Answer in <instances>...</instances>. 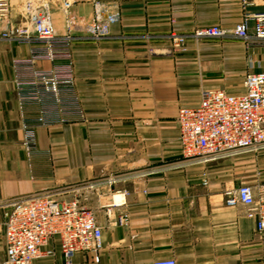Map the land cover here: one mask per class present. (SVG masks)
<instances>
[{"label":"crops","instance_id":"1","mask_svg":"<svg viewBox=\"0 0 264 264\" xmlns=\"http://www.w3.org/2000/svg\"><path fill=\"white\" fill-rule=\"evenodd\" d=\"M61 1L52 0V27L56 36L71 33L84 120L35 127L29 162L11 84V62L27 48L0 44V90L11 91L0 93V264L2 223L13 203L78 196L87 197L102 230L98 264H264V233L245 207L225 205L226 193L264 185V151L181 166L176 124L178 109L196 107L204 91L243 95L246 75L264 73V49L230 35L188 40L178 51L167 40L210 26L230 31L242 19L240 0H71L66 14ZM96 2L112 19L98 41L85 30ZM250 5L264 13V0ZM35 115L26 109L28 119ZM48 248L55 255L33 264H64L57 243ZM71 264L93 263L76 253Z\"/></svg>","mask_w":264,"mask_h":264},{"label":"built area","instance_id":"2","mask_svg":"<svg viewBox=\"0 0 264 264\" xmlns=\"http://www.w3.org/2000/svg\"><path fill=\"white\" fill-rule=\"evenodd\" d=\"M71 0H62L64 14ZM253 0H240L242 19L230 31L218 26L195 29L187 34L170 33L172 51L181 50L188 40L222 39L230 35L248 49H264V13L247 9ZM10 0H0V44L26 47L27 55L11 62L15 101L20 118V147L27 162L36 150L35 127H51L84 120L75 90L72 63V36H56L51 14L52 0H25L22 24L12 26L8 14ZM112 19L105 17L100 3L93 4V20L85 30L91 39L106 38ZM47 64L49 68L39 65ZM244 94L231 96L222 90L204 91L193 108H180L176 124L181 144V166L206 165L223 158L264 151V73H251L243 81ZM34 107L33 119L26 109ZM93 185L88 187L89 190ZM225 205L246 208L258 234L264 233V185L257 192L240 186L225 194ZM127 218L118 219L124 226ZM4 264H33L52 258L56 242L64 264H71L76 253L88 255L93 264L100 261L102 230L97 225L86 196L56 201L49 197L18 201L4 215ZM153 264H176L173 259Z\"/></svg>","mask_w":264,"mask_h":264},{"label":"rangeland","instance_id":"3","mask_svg":"<svg viewBox=\"0 0 264 264\" xmlns=\"http://www.w3.org/2000/svg\"><path fill=\"white\" fill-rule=\"evenodd\" d=\"M24 1L25 0H10L11 8L9 10L8 19H9V23L12 26H20L23 22L21 19V8H22ZM0 93L9 97L11 95V91H10L9 86H8V88H2L0 90ZM3 222H4V220H3Z\"/></svg>","mask_w":264,"mask_h":264},{"label":"bare ground","instance_id":"4","mask_svg":"<svg viewBox=\"0 0 264 264\" xmlns=\"http://www.w3.org/2000/svg\"><path fill=\"white\" fill-rule=\"evenodd\" d=\"M116 200H118V199H116Z\"/></svg>","mask_w":264,"mask_h":264}]
</instances>
